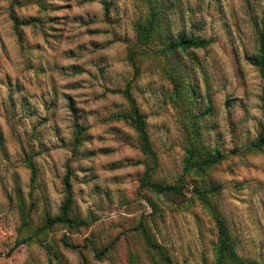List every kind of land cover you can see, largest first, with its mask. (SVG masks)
Returning <instances> with one entry per match:
<instances>
[{"label": "rangeland", "instance_id": "374dc122", "mask_svg": "<svg viewBox=\"0 0 264 264\" xmlns=\"http://www.w3.org/2000/svg\"><path fill=\"white\" fill-rule=\"evenodd\" d=\"M103 1L0 0V264H48L35 240L18 245L31 229H21L18 205L34 202L32 226L56 213L64 197L67 167L74 208L89 225L68 233L77 249L62 248L65 231L54 226L46 235L60 246L66 264H129L128 249L152 264L132 228L139 219L152 224L173 264H213L214 223L197 199L195 185L205 178L186 172L188 142L182 105L159 59L138 50L134 21L145 12L142 0ZM38 2H43V10ZM174 29L211 39L187 62V83L194 88L202 139L225 156L207 179L219 187L218 202L236 239L238 253L264 262V151L246 147L262 126V79L247 59L257 49L255 27L264 18V0H177ZM37 17L36 26L21 28L10 13ZM135 52L138 75L129 55ZM197 62V63H196ZM131 82L132 93L147 114V128L158 163L155 179L184 184L181 194H155L140 188L145 157L135 132L112 112L127 107L120 93ZM86 126L87 139L72 151L73 115ZM36 167L31 170L25 158ZM148 200L154 202L156 210ZM101 247L119 238L102 260L93 257L87 239Z\"/></svg>", "mask_w": 264, "mask_h": 264}, {"label": "trees", "instance_id": "16d2710c", "mask_svg": "<svg viewBox=\"0 0 264 264\" xmlns=\"http://www.w3.org/2000/svg\"><path fill=\"white\" fill-rule=\"evenodd\" d=\"M112 1V0H111ZM103 1L105 15L109 13L110 2ZM145 4V12L134 21V29L136 43L143 48L138 52L155 57L160 60L164 74L172 83L174 98L182 105L186 115L187 122H184L187 131L188 142L186 145L185 170L194 171L201 177L205 178L201 187L195 185L197 199L201 201L203 207L211 216L215 228V241L213 244V264H264V262L249 259L241 256L236 247V239L234 238L226 218L219 208L218 202L214 201L215 193H218L219 187L210 179H207L212 167L218 164L224 154L216 147H207L202 139V123L201 117L211 111L209 105L204 112H196L194 109V100L192 99L194 88L190 83H187V62L184 56L190 57L191 61L197 59L195 55L196 49H205L211 43V39L195 35L192 32H187L184 29H174L176 19L173 20L172 14L175 12L174 6L177 0H142ZM40 7L45 10L43 2H38ZM13 28L17 35L21 36V28L27 25L36 26L39 23L37 17L21 18L10 13ZM255 37L257 49L254 54L247 55L246 59L257 68L263 85L260 93V108L262 113V126L259 129L257 136L248 144L246 149L252 152L264 151V18L256 24ZM129 60L134 68L133 78L138 75V66L135 60V52L129 55ZM197 63V62H196ZM131 82H127L123 88H108L111 93H120L126 100L127 107L123 110L112 112L109 115L110 120L122 121L127 124L136 134L138 147L144 155L145 171L140 177V188H145L153 191L155 194H166L173 192L181 194L184 184L180 182L171 183L162 179L154 178V171L157 167L158 158L153 148L150 134L147 128V114L142 111L132 91ZM73 115V138L72 151L77 148L87 139L86 126L78 120V117L71 106ZM1 137V136H0ZM26 164L31 170V180L36 177V167L30 156L25 158ZM63 178L64 197L60 203L56 213L47 212L40 225L32 226V212L34 202L24 207L18 205V212L21 220V229L30 233L17 240L15 244L7 252L8 255L21 243L29 240H35L45 251L48 264H66L65 258L60 251V246L66 249H77L78 246L69 240L68 233H73L81 227H86L90 222L82 217L74 208L73 192L70 182L71 171L69 166ZM151 207L155 210L156 204L148 200ZM54 226H60L65 231L57 242L51 241L42 237V234H47ZM152 224L139 219L138 223L132 231L140 238V243L144 252L152 264H173L172 258L169 255L166 247L153 234ZM119 238L110 240L105 245L98 248L95 241L91 238L87 239L86 247L90 248L92 255L97 260L104 259L107 254L114 248ZM81 254V264H89V260L79 250ZM127 259L129 264H144L139 255L132 249H128Z\"/></svg>", "mask_w": 264, "mask_h": 264}]
</instances>
